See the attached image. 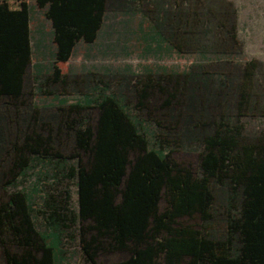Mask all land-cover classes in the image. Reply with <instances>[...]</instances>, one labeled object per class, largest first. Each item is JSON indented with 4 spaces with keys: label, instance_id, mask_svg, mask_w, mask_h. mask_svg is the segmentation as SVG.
<instances>
[{
    "label": "trees",
    "instance_id": "trees-1",
    "mask_svg": "<svg viewBox=\"0 0 264 264\" xmlns=\"http://www.w3.org/2000/svg\"><path fill=\"white\" fill-rule=\"evenodd\" d=\"M35 2L55 51L30 93L32 10L22 1L0 11V264L25 250L60 264V235L38 231L27 194L10 191L40 161L76 166L97 223L96 251L85 249L92 264H264V78L224 69L243 51L237 10L226 0L159 5L156 50L196 55L187 73L78 76L56 65L98 40L109 0ZM113 253L127 256L99 262Z\"/></svg>",
    "mask_w": 264,
    "mask_h": 264
},
{
    "label": "rangeland",
    "instance_id": "rangeland-1",
    "mask_svg": "<svg viewBox=\"0 0 264 264\" xmlns=\"http://www.w3.org/2000/svg\"><path fill=\"white\" fill-rule=\"evenodd\" d=\"M25 1L32 10L30 23L31 58L28 63V87L32 75L48 71L54 64L55 44L50 22L40 10L35 0H0V11L18 8ZM237 10V40L243 50L239 56H232V62L224 63L226 71L261 75L264 78V0H226ZM111 8V7H109ZM111 12V10H110ZM109 12V13H110ZM114 12V11H113ZM112 12V13H113ZM140 18L129 17L118 11L115 16L108 15L102 35L92 48L79 44L70 61L57 63V69L65 75L85 76L88 72L103 75L107 71L122 75L128 71L140 75L146 71H165L168 73H187L197 63L196 55H177L167 53L155 55L139 32ZM239 52V50H237ZM217 66V64H214ZM22 75L19 74V78ZM12 84V85H10ZM12 89L21 87L19 83H10ZM64 94L72 98L73 91ZM246 101L253 90L245 87ZM31 101L40 104L49 103L43 98L32 97ZM176 160L194 163L195 157L177 154ZM11 192H24L30 199L31 211L38 231L56 232L60 235V264H92L86 255L87 244L91 246V255L98 246L97 223L86 217V203L82 190L77 186L76 166L57 161H40L20 178ZM187 220H183V222ZM198 221H195L196 223ZM86 252V253H85ZM126 254L113 253L101 255L100 263L121 261ZM42 254L23 251L18 256L8 253L9 264H39ZM4 261H2L3 263ZM4 264V263H3Z\"/></svg>",
    "mask_w": 264,
    "mask_h": 264
},
{
    "label": "crops",
    "instance_id": "crops-1",
    "mask_svg": "<svg viewBox=\"0 0 264 264\" xmlns=\"http://www.w3.org/2000/svg\"><path fill=\"white\" fill-rule=\"evenodd\" d=\"M159 5H163L165 9H170V10L174 9V7L176 6H181V8L184 9V7L187 6V0H109L106 17H105L103 28L101 30L99 38L102 35H106V36L110 35L109 31H107V33L104 34L105 28L109 30L112 29L110 25L105 26L106 20L108 19V15L115 16L118 11H122V13H124L125 15L129 17L138 16L140 18L139 32L143 36V39L145 40V42L148 44L149 51L159 56L162 54H167V53L168 54L173 53V54L180 55L178 53L168 51V50L164 52H158L156 50L158 42L157 40H154L153 37L151 36V28L153 26V23H152V20H153L152 18L154 16L153 13L159 10V8L161 7ZM95 43L93 45H86V46H88L89 48H92L95 45ZM128 72H131V71H128ZM107 73H113V72L107 71Z\"/></svg>",
    "mask_w": 264,
    "mask_h": 264
}]
</instances>
